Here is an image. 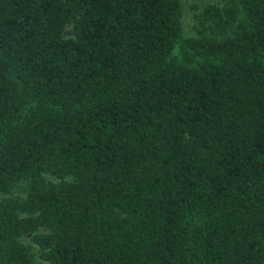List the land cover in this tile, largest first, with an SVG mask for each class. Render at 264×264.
Wrapping results in <instances>:
<instances>
[{"label": "trees", "instance_id": "1", "mask_svg": "<svg viewBox=\"0 0 264 264\" xmlns=\"http://www.w3.org/2000/svg\"><path fill=\"white\" fill-rule=\"evenodd\" d=\"M42 263L264 264V0H0V264Z\"/></svg>", "mask_w": 264, "mask_h": 264}, {"label": "rangeland", "instance_id": "2", "mask_svg": "<svg viewBox=\"0 0 264 264\" xmlns=\"http://www.w3.org/2000/svg\"><path fill=\"white\" fill-rule=\"evenodd\" d=\"M191 1L199 2V1H211V0H185V2H191ZM186 21H187V19H186ZM67 30H69V28ZM42 264H46V263H42Z\"/></svg>", "mask_w": 264, "mask_h": 264}]
</instances>
